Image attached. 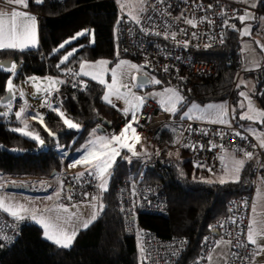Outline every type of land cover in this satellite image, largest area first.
<instances>
[{
    "label": "trees",
    "instance_id": "1",
    "mask_svg": "<svg viewBox=\"0 0 264 264\" xmlns=\"http://www.w3.org/2000/svg\"><path fill=\"white\" fill-rule=\"evenodd\" d=\"M117 1L42 0L36 4L34 0H29L28 8L41 14L39 47L23 51L0 49V62L12 60L16 63L17 72L14 76L19 81L23 78L60 75L61 69L73 64L80 65L83 60L113 57L115 29L119 32L123 17L133 19L121 14ZM238 31H230L221 46L209 51L208 54L220 65L218 73L208 80L206 86L190 91L179 87L184 96L182 105L234 98L233 82L238 71L235 59L240 50ZM80 32L85 35L78 36L54 52V49ZM73 49L76 50L74 55L58 69L56 66L63 56ZM155 74L162 80L170 81L165 75ZM250 74L256 76L254 96L264 110V93L259 92L264 71ZM11 76L10 72L0 69V102L7 93L6 81ZM86 81L91 85L87 92H74L67 89L65 84L61 87L66 99L55 106L59 111L64 108L63 118L52 108L32 123L39 140L44 141L43 145L22 132L13 131L16 128L13 121L0 116V176L52 177L51 173L57 170L56 176L62 172L63 165L58 144H65L68 152L75 151L99 124V117L109 121L113 131L121 130L120 119L124 115L116 105L114 107L103 100L105 86L96 81ZM64 119L82 125V128H68ZM171 136L170 131L163 130L152 139L157 142V148L172 168L167 172L153 169L144 171L146 181L163 185L169 201L167 213L139 212L133 219L137 232L129 233L118 207L116 191L124 179L140 177L141 167L139 161H122L121 158L108 177L106 187L99 191L101 193L102 190L103 209L87 228L78 232L71 246L64 248L48 240L42 227L29 221L24 224L13 246L0 243V264H146L140 251V232L143 230L153 231L161 238L172 235L188 237V247L178 264H201L207 257L202 258L203 240L209 234L217 235L216 224L226 215L228 202L247 191L244 186L250 179L253 164L247 165L239 182H210L203 168L194 167L192 159H182L189 152L188 147L181 148L179 157L167 155L165 148L171 147Z\"/></svg>",
    "mask_w": 264,
    "mask_h": 264
},
{
    "label": "built area",
    "instance_id": "2",
    "mask_svg": "<svg viewBox=\"0 0 264 264\" xmlns=\"http://www.w3.org/2000/svg\"><path fill=\"white\" fill-rule=\"evenodd\" d=\"M248 10L263 21V24L258 26V32L264 36V0H261L255 9H250L237 0H143L142 11L136 19L123 17L120 23L119 51L141 66L148 63V67L145 68L147 71L167 76L173 84L180 88L190 91L204 87L208 80L218 73L220 65L219 61L208 54L209 51L225 42L227 34L234 30L231 25H235L236 30L238 29L241 21L236 19V16L243 15ZM27 11L31 10L27 9ZM181 14H183L182 18H180ZM36 15L41 16L38 12ZM187 19L193 20L196 26L193 27L186 23ZM142 28L147 29L151 34H145ZM156 32H160L161 35H155ZM165 32L169 34L167 39L164 36ZM173 32L176 33L175 39L171 37ZM186 41L188 42L187 47L184 46ZM235 63L238 73L233 82L234 89L237 88L239 77L244 73L264 71V66L254 71L245 69L246 55L241 50L238 51ZM165 66L168 67V72L163 70ZM68 68L73 71L80 70L78 64L63 69L61 75L66 88L77 93L89 91L91 85L82 75L72 77L65 74ZM77 81H79V86L73 87V83ZM260 83V91L264 93V75ZM153 84L149 83V86ZM143 88L136 87L135 90ZM30 93L28 89V95ZM48 97L50 102L56 104L65 100L66 94L59 90L50 93ZM254 98L257 100L255 96ZM9 102L12 104L13 112L20 108L25 110L34 108L44 116L50 110L48 106L38 107L32 98L11 99ZM61 110L64 111V108ZM167 113L165 106L148 100L143 110L138 113V123L135 122L137 133L140 136L154 138L165 128L170 127L169 131L173 139L171 146L188 145L190 154L201 162L208 175H215L221 169V148L253 153L255 163L250 176L249 189L228 202L226 215L216 224L217 235L206 236L207 239L202 242L201 252L202 258H205L216 239L223 238L232 241L229 244L226 264H252V257L241 261L231 253L247 255L254 249L252 245L247 244V230L250 225L256 190L260 181L264 179L263 148L235 119L231 120L229 126V124L196 119L181 120L168 116ZM129 119V115L122 117L120 128L124 127ZM189 125L192 131L188 130ZM233 131L240 132L241 136L233 135ZM221 132L225 135L221 136ZM193 145L196 148L195 151L192 150ZM253 145L256 146L253 147ZM139 162L140 177L124 179L116 191L118 207L125 226L131 234L137 232L133 218H136L139 212L164 215L169 206L163 185L159 182L146 181L144 171L153 169L167 172L172 168L171 163L165 160L161 150L154 157L140 159ZM87 172L88 170L75 173L63 171L55 176L60 187L58 198L61 203L68 206L79 205L91 201L99 193L101 179L93 178ZM81 173L84 175L77 178ZM68 196L72 197L71 200L67 199ZM27 222H29L27 217L18 220L0 209V243L4 246H13ZM140 235V251L146 264H178L189 244L186 236L172 235L168 238H161L150 230H143ZM238 240L247 244V247H236Z\"/></svg>",
    "mask_w": 264,
    "mask_h": 264
},
{
    "label": "crops",
    "instance_id": "3",
    "mask_svg": "<svg viewBox=\"0 0 264 264\" xmlns=\"http://www.w3.org/2000/svg\"><path fill=\"white\" fill-rule=\"evenodd\" d=\"M20 9H22L23 11L29 12L30 14H33L36 16V18H37V20H36V37H37V44L39 47V17L36 15V12L27 11V9H29L28 7L26 9H24V8H20ZM135 17L136 16H133L132 18L136 19L138 16L136 18ZM28 49H31V48H28ZM148 72H150V71H147V70L146 71H139L137 69L134 70V72L130 76L131 86L134 85V90L136 88L135 85H137V80L132 81L131 77L132 76L137 77L138 74L147 73V75L150 77V79H152L151 75ZM87 73H88L87 76H82L85 80L99 82V77H97V80L92 79V76H97L95 73V70H94V64L89 65ZM150 73H152V72H150ZM54 76L58 77L59 80H63V77L61 74L60 75H47L44 77H34L35 78V84H33L29 78L20 79L19 81H16L15 76L12 75L10 77V79L12 80V85H13L12 94H13L14 99H17V98H30L31 99L32 98L33 102L38 107H47L48 106L50 109L55 108L56 107L55 103L50 102L48 96L52 92L59 91L64 83L63 84H56L54 86H49L48 78L54 79L53 78ZM42 83H44V85H46V86L39 87ZM32 84L34 85L35 89L38 91L37 94L34 93ZM44 87H49L51 89L48 92H46L45 94L40 93L39 91ZM145 88L147 89V88H151V87L145 86ZM28 89H30V92H31L29 95H28ZM21 93H23V95H21ZM103 95H104V93H103ZM138 95H139V97H144V100L142 103L139 101V105L136 109V116H138V113L143 110V108L145 107L146 102L148 100H153L158 105H160V103L157 102L153 98H148L143 94H138ZM45 99L48 100L47 105H44ZM112 101H113V104L116 105L119 108L120 112L124 115L123 110L125 108H129V106L127 104H125L120 99L114 98V100H112ZM215 102L216 101L208 102V103H201V104L197 103V102H193V103H197L199 105H202V108L197 109L196 116H200L202 112H206L208 105L219 106L218 104H213ZM256 102H259V101H256ZM234 103L236 105V112L235 113H233V111H232ZM2 104H5V103L0 102V108H3ZM237 104H238V102L235 101V97L229 101V109H228V117H227L229 123L233 119V116H235V120L238 122V124L240 126H242L243 128H245L260 144L261 140L264 139V128L259 121L261 118V115L257 116L256 112L254 114L250 113L247 115L252 116L254 118L253 120H248V119L241 120L239 118L240 114H238L240 109H238ZM162 106H164V105H162ZM19 110L20 109H18L16 112H18ZM16 112H13V109H12L11 113H8V115L5 117H7L8 119H11L13 121V123L15 124L16 128L22 129V131H20V132H22V133L28 132L31 135H38V133L32 128V123L38 119H41L43 117V115L40 114V112H38L34 108L25 110L21 114L20 118L16 117V115H15ZM129 113H130V115H129L130 119L128 122L131 121V117H132L131 109H130ZM33 114H38L35 119L33 118ZM0 116H3L2 113H0ZM173 117L178 118L177 116H173ZM193 119H196V118H193ZM196 120H200V119H196ZM202 121L209 122L208 120H202ZM99 125H100V122L91 131L89 138L73 152H68L66 150L67 147L65 144H62V143L58 144L57 148L58 147L61 148V149H59V148L58 149L60 150V152L62 154V159H63L62 172L68 171V172H74L75 173V172H80L83 170H88L89 167L87 166V164L81 163L75 167H69V162L75 161V160H77V158H80L81 160H83V155H82L81 150L85 146H87L88 150L90 148H92L91 150L95 151L101 147V138H103L104 140H108L114 135H120L121 132L126 127V125H125L124 127L121 128V130L119 132H115L112 130V127H108L105 131H103L102 129L99 128ZM263 125H264V123H263ZM81 128H82V125H80V129ZM136 128H137L136 123L134 122V128H128V130L126 132H124V135H123L122 140L120 142L113 141V143L116 144L117 150L119 152V155H117L113 158V160H115V163H117V161L121 158H122V161H131V160L139 161L140 159H144V158H152L160 151V149L157 148L158 146H157V142L155 140H153L149 136H140L137 133ZM133 129H134V131H133ZM77 130H79V129H77ZM164 130L169 131L170 127L169 128L167 127ZM93 139H97L95 147H92L93 145H91L89 143L90 141H94ZM171 141H173L172 136H171L170 142ZM71 143H72V141H71ZM122 144L129 145L131 147V151L129 150L128 147H122L121 146ZM183 147H186V145L182 144L180 146H175V147H172V146L169 147L168 146L165 148V150L167 152V155L169 156L170 152H176L177 149H181ZM263 150H264V148H263ZM133 153H135V154H133ZM188 153H190V151ZM84 155H87V153L85 152ZM241 159H243L245 161V163L243 164L242 168L239 171V180L235 181L232 179V176H234L235 173L231 172V169L233 167V160H241ZM220 163H221V169L217 173V175L215 174L216 176L219 175L218 179L219 180L224 179L226 181L225 183L239 182L242 180L243 172H244L245 168L247 167V165L249 163H251V164L255 163V157L253 156L251 159H248L244 156V152H240L239 150H233V149L227 150L226 148H221ZM115 166H116V164H115ZM113 169H111L107 174H105V176L103 178L105 181L111 175V173L113 172ZM226 169L229 170L228 174H226V171H225ZM223 174L225 177L223 176ZM2 177L3 176H0V179ZM3 178L5 179V183L7 185L9 183L16 185L15 188L13 187L11 189H6L7 191H12V192H17V193L23 194V195H25V196H23V197H25L24 202L30 201L34 204L33 205L34 207L28 208V210H29L28 213H21V214L24 215L25 217H27L30 222H35L38 225H40L43 229L44 236H45V229L43 227V224L40 222L41 217H44L46 219L51 220V222L53 224H56L59 228H62L63 230H65L69 234L72 231H75L76 235H77L80 230L84 229L82 226L84 222L91 220V217L93 214H95L96 218H97L101 212L100 205L101 204L103 205L102 197H101L102 190H101V193H99V194H97V196H95L96 199H92L90 202L81 203V204L75 205V206H68V205L61 203L59 198H58L57 193L59 194L60 187H59V184H58L55 176H52V177H24V178H12V177L11 178L10 177L5 178V177H3ZM99 179H101V178H99ZM216 182L220 183V181H216ZM249 184H250V179L248 182L245 183V186H244L245 190L249 189ZM21 185L24 186L23 189L21 188ZM49 196H51V199L48 198ZM62 206L68 208V211L67 212L63 211ZM253 206H255V213H253V211L251 212L250 224H252L253 219H255L257 221V224L255 227L257 229H259L261 227H264V225H262L260 223V221H264V179H262L260 181V183L258 184L256 194H255V201H254ZM46 209L51 210V211L45 212ZM33 213H35V218H33V215H32ZM38 213H40V214L36 216V214H38ZM93 221H91L89 223V225ZM76 235H75V237H76ZM75 237H74L71 245L73 244ZM45 238H47V237L45 236ZM50 241L54 242L53 240H50ZM258 243L264 245V237H258ZM228 256H229V244L227 243V240H225L223 238H217L216 241L214 242V244L212 245V248L209 251L206 259L201 264H226ZM209 257H210V259H209ZM252 264H264V252L260 253L259 255L255 256V257H252Z\"/></svg>",
    "mask_w": 264,
    "mask_h": 264
},
{
    "label": "snow or ice",
    "instance_id": "4",
    "mask_svg": "<svg viewBox=\"0 0 264 264\" xmlns=\"http://www.w3.org/2000/svg\"><path fill=\"white\" fill-rule=\"evenodd\" d=\"M34 2L36 4H40L42 2V0H34ZM242 2L247 3V0H242ZM29 4V0H0V49H19L20 51H23L27 48L30 47H35L37 44V37H36V16L30 14L29 12L20 10V8H24L26 9L28 7ZM211 7V6H209ZM252 7H255V5H252ZM183 17V14H181V17ZM254 17H252L251 13H249L248 11H245L243 15H238L236 16V19L240 20L241 22L245 21L246 19H253ZM186 23L192 25L193 27L196 26L195 22L191 19H187L185 20ZM225 23H227V21H225ZM231 27L236 30L235 25H231ZM142 31L145 32V34H151L148 32L147 29L142 28ZM183 31V30H182ZM80 35H85L84 32L78 33L76 34L75 37H73L72 39H76L78 36ZM155 35L159 36L161 35L160 32H156ZM193 35H195V33H193ZM242 36H250L251 32L250 30L245 27L244 30L241 32ZM165 38L167 39L169 34L167 32L164 33ZM171 37L172 39H175L176 37V33H171ZM71 40H67L64 43H62L58 49H54V52H58L59 49L64 48L66 44H70ZM188 42H184V46L187 47ZM257 44L259 45V42H257ZM261 47V50L264 51V45H259ZM75 49H73V51H70L67 53V55L63 56V59L60 60V62L57 64V68L60 69L61 65H64L65 62H67L69 60V57H72L75 53ZM109 62L107 60H100L98 62L99 66L103 67L104 65H107ZM124 61H120L119 64H117V66L115 68H112L111 71V77H112V81L111 84H107L106 87L108 89V91L104 94L103 96V100L108 102L109 104H113L112 99H110L111 96H115L116 99H121L124 98L123 97V93L121 92V88H127L128 87V83H126L125 81H127L129 79V75L128 73L125 72H118V69L121 68V66L124 64ZM86 65L84 63H81L79 65V71H73L71 68H68L65 72L66 75L68 76H72V77H79L81 75L87 76L88 73L84 71ZM133 68H136L137 66L133 65ZM143 68H147L148 67V63H145L143 66ZM0 69L10 72L13 76L16 74L17 72V65L16 63L12 62L9 65H5L4 63L0 62ZM62 71H64L63 69H61ZM139 70V69H137ZM165 72H168L169 69L167 66L164 67L163 69ZM107 71V69H106ZM145 75H147V73H145ZM34 84H35V78H29ZM93 80H97V76H92ZM49 80V86H54L56 84H63L65 81L63 80H59V79H52V78H48ZM132 81L137 80V77L132 76L131 77ZM118 81L120 82V86L118 87ZM99 83L100 84H105V80L104 79H99ZM147 83H154V84H161L162 81L159 79H146L143 83H139L137 85H135L138 88H143L145 86V84ZM7 84V91L9 93H12L13 91V85H12V80L9 79L6 81ZM244 84V81L241 80L240 83L237 85V88L240 87V85ZM73 87H78L79 86V81H77L76 83H73L72 85ZM85 87H87V85L85 84ZM166 93H171V95L167 96V99L164 100L162 99L160 102L161 104H166L169 105V107H166V111H170L172 113H176L177 111V103L179 101V99H182V97H179L177 94V90L172 89V88H166L165 89ZM21 95H23V93H21ZM153 95H163L161 93H154ZM240 96H243L245 98L246 97V93L241 91L239 93ZM14 99V97L10 96L9 100ZM135 99L137 101H140L141 103L144 100V97H135ZM126 103H128L127 100H125ZM48 104V100L45 99L44 101V105ZM249 104H251V101H249ZM113 106L115 107V105L113 104ZM9 109L11 108V104H8ZM136 107H138L137 104H132L131 105V111H132V117H131V121L128 122L126 124L125 129L121 132L120 135H114L112 136L110 139L108 140H104L103 138H101V147L95 151H89L87 146H85L81 151H82V155H83V160H81L80 158H77V160L75 161H70L69 162V167H75L78 164L84 163L87 164L89 166L88 172L87 174L89 176H92L93 178H101V183H100V187L103 189L105 188V183L106 181L103 179L105 174L107 173L108 169L111 167L113 158L117 155H119V152L117 150L116 144L113 143V141L115 142H120L122 140V137L124 135V132H126L128 130V128L132 127V122H137V116H136V112L135 109ZM198 105H192V108H198ZM244 107L243 103H240V108L242 109ZM54 111L58 112V115L63 118L65 116V113L63 111H59V108L56 107L53 109ZM192 109H189V111L184 112L181 116L180 119L184 120L185 118L188 119H193V117L190 115ZM25 111L24 108H20V110L18 112L15 113L17 118L21 117V114ZM124 115L127 116L129 114L130 109L129 108H125L124 110ZM233 113H235L236 109L233 108L232 109ZM3 116H7L8 112H4L2 113ZM38 114H33V118L35 119L36 116ZM260 115L262 117H264V112L260 113ZM228 112H227V105L226 104H222L219 106L216 105H208L207 106V111L206 112H202L200 116L195 117L196 119H200V120H208L211 123H218V124H229L230 123L228 121ZM241 120L244 119H248V120H253L254 118L252 116L245 114H241L239 117ZM150 119V118H149ZM233 119H235V116H233ZM43 121L41 120V123ZM64 124L67 125L68 128H72V129H77L80 127L79 124L77 123H73L71 120L69 119H64L63 120ZM261 123H264V121H261ZM13 131H22V129L19 128H14L12 129ZM189 131H192L191 125H189L188 127ZM95 131V130H94ZM134 131V129H133ZM51 134V133H50ZM233 135H236L238 137L241 136L240 132L237 131H233L232 133ZM23 135L28 136L30 135L28 132H23ZM221 136L225 135V133L221 132L220 133ZM243 138V137H241ZM32 139L35 140H39V136L38 135H32ZM40 144L43 145L44 141L43 140H39ZM91 145H93V147H95L96 145V141H90L89 142ZM122 147H128L129 150L131 151V147L129 145L126 144H122ZM256 145H253V147H255ZM260 147L264 148V139L261 140V143L259 145ZM186 147H188V145H186ZM192 150L195 151L196 148L195 146H191ZM87 153V155H84V153ZM135 154V153H133ZM171 155V153H170ZM244 156L248 159H251L253 157V153L252 152H244ZM245 163V161L243 159L241 160H233V167L231 169V172L235 173L234 176H232V179L235 181L239 180V171L242 168L243 164ZM194 167H203V165L199 164V163H194ZM209 171H211V169H209ZM226 174H228L229 170H225ZM84 175V173L79 174L80 178ZM226 181L224 179L220 180V183H225ZM0 187H3V185H0ZM62 191V188H61ZM57 195H59L57 193ZM87 195V194H85ZM49 199H51V196L48 197ZM71 196H68L67 199L71 200ZM93 199H96L95 197H93ZM63 207V206H62ZM0 208H2L5 212H9L13 217H15L16 219H24L25 216L22 215L21 213H28V208H26L23 204H18V205H11V206H5L4 200L2 198H0ZM100 209H103V205H100ZM51 210L46 209L45 212H48ZM63 211L67 212L68 208L63 207ZM253 213H255V206H253L252 209ZM33 218H35V213L32 214ZM58 219V218H57ZM96 219V215L93 214L91 217V220L86 221L83 223V228H87L89 226V223L93 220ZM40 222L43 224V227L45 229V236L49 239V240H53L57 245H60L61 247L64 248H68L75 235L76 232L72 231L70 234L68 232H66L65 230H63L62 228H59L56 224H53L51 222V220L46 219L44 217H41ZM260 223L262 225H264V221H260ZM257 224V221L255 219H253L252 224H250L248 226V230H247V244H250L252 246H254V249L252 251H250L247 255H241L239 253H231V255L233 256H237L239 258V260L243 261V260H247L249 259V257H255L257 255H259L260 253L264 252V245L258 243V237H264V227H261L259 229H257L255 226ZM222 226V225H221ZM4 239H6V237H4ZM207 239V238H205ZM228 244H231L232 241H227ZM247 244H243L241 242H239V240L236 243V247H242L245 248L247 247ZM210 259V257H209Z\"/></svg>",
    "mask_w": 264,
    "mask_h": 264
},
{
    "label": "rangeland",
    "instance_id": "5",
    "mask_svg": "<svg viewBox=\"0 0 264 264\" xmlns=\"http://www.w3.org/2000/svg\"><path fill=\"white\" fill-rule=\"evenodd\" d=\"M237 1H240L241 3H243L244 5H246L250 9H255V8H257L259 6L261 0H247V3L242 2V0H237ZM117 3H118V6H119V8L121 10V14L124 13L125 15H127L129 17H133V16L137 17V16H139V14L142 11V7H143V0H118ZM252 5H255V7H252ZM20 10H22V9H20ZM248 12L251 13L252 17H254V18L253 19H246L245 21L241 22V24L238 26L239 38H240V50L243 53H245V55H246V63L244 65L245 69L250 70V71H254V70H259V69H261L264 66V51H262L261 47L259 46V45H264V36L261 33L258 32V26L262 25L263 21H260V19L257 18V15L252 13L250 10H248ZM245 27H247L250 30V32H251L250 36H242L241 35V32L244 30ZM114 38H115V54H114L113 57H111V58L105 57V58H100V59H97V60H83L81 62V63H84L86 65V67L84 69L85 72L88 71V68H89L90 64H94V70H95V73H96L97 77H99V79H104L105 82H106L105 84H103L105 86L104 94L108 91L106 85L107 84H111V81H112L111 71L110 70L112 68H115L117 66V64L120 63V61H124L125 63L121 66L120 69H118V72L122 71V72L128 73L129 79L127 81H125L126 83H128V87L127 88H121V92L123 93V97L124 98H121L120 100H122L125 104H127L130 109H131V105L132 104L139 105V101H137L135 99V97H139L138 94H143V95H145L148 98L155 99L157 102L160 103V106L164 105L165 107H169V105L161 104L160 101L162 99L166 100L167 96L171 95V93H166L165 89L166 88H172V89L177 90L178 96L182 97V99H179V101H178V103L176 105V107H177L176 113H172V112L168 111L167 115L171 116V117L177 116L178 118H180V116L184 112H187V111H189V109H192L190 115L193 118L198 117V116H196L197 109L202 108V105H199L197 103H191L190 105H188L186 107H185L184 104L182 105L183 100H184V96H183V93L181 92V90L179 89V87L177 85L173 84L171 81L162 80L155 73L148 72L151 75L152 78L161 80L162 81L161 84H155V86H153L151 88H147V89L143 88L142 90H138V91L134 90V85L131 86V82H130L131 74L134 72L135 69H139V71H146V69L143 68L138 62H136L135 60H133L129 56L122 55L120 53V51H119V43H118V29L117 28L114 31ZM72 40H75V39H71V41ZM257 42H259V45L257 44ZM30 48H32V47H30ZM33 48H38V44L35 47H33ZM100 60H107L109 63L107 65H104L103 67H101L98 64V62ZM133 65H135L137 67L133 68L132 67ZM106 69H107V71H106ZM249 74L250 73H244L241 77H239L238 84L240 83L241 80L244 81V84L240 85L239 88H235L234 89L235 90V94H236L234 96L235 97V101L238 102L237 107H238V109H240L238 114H240V115L241 114H245V113L246 114H250V113L254 114L256 112L257 113L256 115L260 116L259 113L264 112V110L261 107L260 103L256 102L257 100L254 99V94H256V79H255L256 76L254 74H250V75ZM82 76H84V75H82ZM31 78H34V77H31ZM53 78L54 79H59L56 76H54ZM236 78H237V76H236ZM257 81H258V79H257ZM33 84H32V87H33L34 93L37 94L38 91L35 89ZM42 86H46V85H44V83H42L39 87H42ZM117 86L118 87L120 86V82L119 81H118ZM50 89L51 88H49V87H44L39 92L45 94ZM241 91L246 93V97L247 98L239 95V93ZM259 92H261V91L259 90ZM154 93H161L163 95H153ZM114 98H116V97L115 96H111L110 97V99H112V100H114ZM125 100H127L128 103H126ZM230 100H232V98L219 100V101H216L213 104H218V105L226 104L227 105V112H228L229 101ZM249 101H251V104H249ZM241 102L244 105V107L242 109L240 108V103ZM9 103L10 102L2 104L3 108H0V113H4V112L11 113L12 106L9 109V107H8ZM192 105H198L199 107L198 108H192ZM233 108L236 109L235 103L233 104ZM136 109H137V107H136ZM136 109H135V112H136ZM128 115H130V113ZM263 120H264V117L261 116V118L259 120L260 123ZM261 124H262V126L264 128L263 123H261ZM131 128H134V122H132V127ZM77 129H80V127L77 128ZM28 136L32 138L31 134L28 135ZM93 140L97 142V139H93ZM58 148L61 149L60 147H58ZM91 149L92 148H90L89 151H92ZM181 152H182V149H177L176 152H170V153L171 154H175L176 157H179ZM170 153H169V155H170ZM182 159L183 160L192 159L193 160V165H194V163L201 164V162L199 160L195 159L194 156L192 154L188 153V152L185 153V155L182 157ZM115 164H116L115 160H113L112 164H111V167L108 169L107 173L111 169L114 168ZM199 168H203V167H199ZM216 175H209L207 177V180L210 181V182L220 181L218 179L219 175L218 176H216ZM223 176H224V174H223ZM106 184H107V180H106V183H105V187H106ZM0 185H3V187H0V198H2L4 200L5 206L23 204L27 208L34 207L33 206L34 204L32 202H30V201L24 202L25 197H23V196H25V195L17 193V192L7 191L6 190L7 189L6 188L7 184L5 183V179L3 177L0 179ZM1 210H3V209H1ZM8 214H10V213L8 212ZM39 214L40 213L36 214V216L39 215Z\"/></svg>",
    "mask_w": 264,
    "mask_h": 264
},
{
    "label": "water",
    "instance_id": "6",
    "mask_svg": "<svg viewBox=\"0 0 264 264\" xmlns=\"http://www.w3.org/2000/svg\"><path fill=\"white\" fill-rule=\"evenodd\" d=\"M1 62L4 63L5 65H9L10 66V64L12 63V60H4V61H1ZM146 79H150V77L148 75H145V74H138V76H137V84L143 83ZM145 86H149V83L145 84ZM10 96L13 97V94L9 93L7 91V93L1 98V102L2 103H7L9 101V97ZM99 122H100L99 128L102 129L103 131H105L108 127H111V123L109 121L105 120L103 117H99ZM56 173H57V170H54L51 173V176H54ZM13 187L15 188L16 185L12 184V183H9L7 185V189H11ZM21 188L23 189L24 186L21 185Z\"/></svg>",
    "mask_w": 264,
    "mask_h": 264
}]
</instances>
